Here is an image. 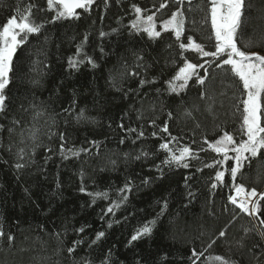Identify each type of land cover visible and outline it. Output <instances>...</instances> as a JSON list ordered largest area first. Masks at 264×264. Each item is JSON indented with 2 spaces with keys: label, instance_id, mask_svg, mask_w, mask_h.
I'll list each match as a JSON object with an SVG mask.
<instances>
[{
  "label": "trees",
  "instance_id": "trees-1",
  "mask_svg": "<svg viewBox=\"0 0 264 264\" xmlns=\"http://www.w3.org/2000/svg\"><path fill=\"white\" fill-rule=\"evenodd\" d=\"M29 4L44 26L17 49L0 113V264H101L109 253V264H192L193 250L203 252L196 264H220L218 255L237 264H264V200L258 215H248L228 199L238 184L264 193V150L233 181L235 161L217 164L223 155L209 147L224 132L247 139L241 133L242 82L230 66L205 64L212 58L179 47L191 36L214 51L210 0H95L89 10H77L78 19L54 22L47 0H0V25ZM134 6L142 9V19L154 16L159 38L133 28ZM177 9L185 15L179 41L163 28ZM86 35L84 53L97 66L85 60L72 69L68 59L80 60L77 46ZM238 47L264 55V0H246ZM185 60L204 64L197 71L206 82L199 85L193 77L185 90L170 93L167 81ZM141 79L153 83L141 86ZM80 109L89 120L77 119ZM165 125L168 132L161 131ZM164 143L176 155L189 147L192 155L183 161L189 166L164 163L171 155L160 148ZM21 149L23 159L17 156ZM18 162L26 166L17 169ZM217 171L225 174L222 182ZM126 183L131 190L119 191ZM152 220L151 235L130 244ZM100 231L104 237L89 246ZM81 239L70 256L67 248Z\"/></svg>",
  "mask_w": 264,
  "mask_h": 264
},
{
  "label": "snow or ice",
  "instance_id": "snow-or-ice-1",
  "mask_svg": "<svg viewBox=\"0 0 264 264\" xmlns=\"http://www.w3.org/2000/svg\"><path fill=\"white\" fill-rule=\"evenodd\" d=\"M95 0H47L48 9H55V15L52 22L56 20H66V19H78L79 14L78 9H83L85 11L89 10L93 5ZM106 2V0H105ZM178 3L182 4L183 0H177ZM191 3V0H189ZM210 19L211 27L214 33L215 45L214 51L205 50L204 46L197 43L191 36H187L186 42L179 44V47L184 50L192 49L195 50L199 55L203 57H211L212 61L205 60V64H210L215 62L217 68H223L224 66H230L231 72L239 78L242 82L243 92L246 98L239 101V105H242V125L241 133L246 135L247 139H240L237 141L233 134L224 132L219 139H216L213 143H209V147L216 153L223 155V161H217V164L223 163L228 160H234L235 165L230 166V175L235 181L237 174L245 166V163L250 160V157H257L261 154V150H264V125H262V118H264V55L258 53H249L238 47V31L242 27V17L246 8V0H210ZM249 7L251 5H248ZM35 5L29 4L26 8L21 11L19 8L16 10L17 15L12 16L7 19L6 23L0 25V113L6 110V100L5 89L9 85V74L13 71V57L17 54V49L22 45L26 44L29 37L34 34H40L43 28V23H37L33 19L32 8ZM161 9L166 7L165 3H161L159 6ZM134 10L137 13V20L133 22V28L137 31L145 32L150 38H159L161 33L157 31L156 24L154 22V16L148 15L146 19H142L140 7L134 6ZM141 23L143 27H141ZM165 31L171 30L174 32L177 41L181 39V36L185 30V15L184 12L177 9V11L171 14V17L166 20L163 24ZM101 36L105 33L101 32ZM88 40L87 35L84 37L81 45L77 46L76 55L80 56V60L69 57L68 65L72 69L79 70V66L84 63L85 60L93 68L97 65L95 61L87 56L83 50V44ZM249 45H244L248 47ZM103 52V49H101ZM204 68V64H196L184 61L183 66L175 73V75L167 81L168 91L170 93L179 94L188 87L189 81L196 77V83L199 85H204L207 79L206 75L198 74L197 69ZM207 69H205V73ZM146 83H153V81H146L141 79L140 85L143 86ZM159 91V89H157ZM203 96L204 93H201ZM74 103V101H73ZM238 105V107H239ZM69 111V109H65ZM190 114V113H189ZM39 115V113H37ZM171 117V113H169ZM78 120H89L90 118L86 114V109H80L77 114ZM14 124H18L19 121L14 120ZM155 124V120L152 121ZM9 133L13 129L8 130ZM129 131H135V129H129ZM161 131L168 132V127L165 125ZM156 133H153L155 135ZM143 135V132L140 133ZM61 139L63 136L61 135ZM172 139H176L172 137ZM208 143V141H205ZM94 144L96 142H93ZM161 149H164L171 153L170 157L164 161V163L171 164L176 163L177 165H182L187 168L189 165L183 163V161L192 155L191 149L187 146L179 150V155H176L169 148L168 143L160 145ZM11 150V146H9ZM81 151H87V149H81ZM229 152L234 153V156H229ZM79 153H74L78 155ZM17 156L19 159L24 158L23 149H21ZM139 158V157H137ZM115 162L113 161V164ZM26 165L24 163H16L15 167L17 169H22ZM212 165H206V167H211ZM224 172L217 171L215 175L216 181L222 182L224 180ZM147 182V181H145ZM213 188L216 184L212 185ZM125 190H131L129 184L126 183L124 188L119 191L123 192ZM80 191H85L81 187ZM235 191L238 195L244 194V198L238 200L237 196H229V201L236 205L241 212L248 215H258L260 213V201L264 200V193L259 195V199L253 200L252 198L257 197V192L255 189L246 192L243 185H236ZM95 196H107V193H95L89 194ZM192 195V193H189ZM121 201H126L127 197L123 196L120 198ZM120 206L119 203L109 207L107 209L108 213H114V209ZM167 208V201L164 202L160 213L157 214V219L163 214ZM118 222V221H117ZM156 220L149 221L145 223L141 228L136 230L135 234L131 236L129 243L137 241L145 236L151 235L153 231V226ZM261 226H264V219L259 221ZM111 227V223H109ZM84 227L77 229L78 232L83 233ZM249 231V230H245ZM262 238H264V233H260ZM59 237V233L56 234ZM105 233L103 231L96 233V238L91 241L95 244L98 240L103 238ZM226 235L224 230L219 232V237H224ZM4 233L0 231V237H3ZM14 238L8 236V240L11 242ZM84 241L76 240L72 242V246L67 248L68 254L71 256L76 253L77 248ZM216 241L213 240L208 247L211 248ZM240 246L243 247L242 240L239 241ZM111 253L105 258L101 264H109ZM203 255V252L192 251L190 259H192V264H196V260ZM193 257L195 259H193ZM214 259L219 261L220 264H237V262L232 261L224 256H215ZM84 264H91L90 261L84 260Z\"/></svg>",
  "mask_w": 264,
  "mask_h": 264
},
{
  "label": "built area",
  "instance_id": "built-area-1",
  "mask_svg": "<svg viewBox=\"0 0 264 264\" xmlns=\"http://www.w3.org/2000/svg\"><path fill=\"white\" fill-rule=\"evenodd\" d=\"M254 200V198H252Z\"/></svg>",
  "mask_w": 264,
  "mask_h": 264
},
{
  "label": "rangeland",
  "instance_id": "rangeland-1",
  "mask_svg": "<svg viewBox=\"0 0 264 264\" xmlns=\"http://www.w3.org/2000/svg\"><path fill=\"white\" fill-rule=\"evenodd\" d=\"M241 197H242V195H241Z\"/></svg>",
  "mask_w": 264,
  "mask_h": 264
}]
</instances>
